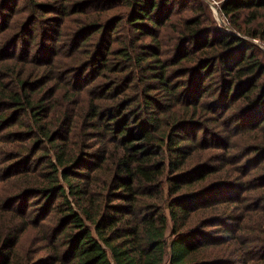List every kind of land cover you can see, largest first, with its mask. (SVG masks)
I'll return each mask as SVG.
<instances>
[{"label":"trees","instance_id":"trees-1","mask_svg":"<svg viewBox=\"0 0 264 264\" xmlns=\"http://www.w3.org/2000/svg\"><path fill=\"white\" fill-rule=\"evenodd\" d=\"M18 1L0 264H264V0Z\"/></svg>","mask_w":264,"mask_h":264},{"label":"rangeland","instance_id":"rangeland-1","mask_svg":"<svg viewBox=\"0 0 264 264\" xmlns=\"http://www.w3.org/2000/svg\"><path fill=\"white\" fill-rule=\"evenodd\" d=\"M22 1H23V0H19V1H18V7L21 6ZM200 2H206L207 5L209 6V9L211 10L212 15H213L214 18L216 19L217 23H218L219 25L222 24V19H220V18L218 17V12H217V8H216V5H215V3H216L215 0H194L193 2L189 3V4L187 5V7H185V8H178V7H176V8H175V11L173 12V15H175V14H184V15H188V14L190 13V10H191L192 8L197 7V6L200 4ZM172 18H174V16H173ZM220 26H222V25H220ZM145 38H146V37H145ZM24 240H25V234L20 238V241H19L18 245L21 244V243H23ZM18 245H17V246H18Z\"/></svg>","mask_w":264,"mask_h":264}]
</instances>
